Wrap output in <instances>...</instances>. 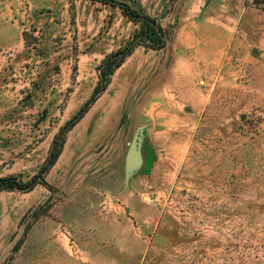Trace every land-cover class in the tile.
<instances>
[{"label": "rangeland", "instance_id": "obj_1", "mask_svg": "<svg viewBox=\"0 0 264 264\" xmlns=\"http://www.w3.org/2000/svg\"><path fill=\"white\" fill-rule=\"evenodd\" d=\"M115 1L166 46L136 48L68 128L138 25L0 0V179L29 182L66 131L47 186L0 192V264H264V0Z\"/></svg>", "mask_w": 264, "mask_h": 264}, {"label": "trees", "instance_id": "obj_2", "mask_svg": "<svg viewBox=\"0 0 264 264\" xmlns=\"http://www.w3.org/2000/svg\"><path fill=\"white\" fill-rule=\"evenodd\" d=\"M102 3L104 5H109L112 8H117L132 23L138 25V29L135 31L131 40L126 43V46L119 49L115 53H112L105 57V59L97 67L98 72V82L95 86L90 100L86 103L80 111L76 114L72 121L68 123V128L72 127L76 122H78L83 115L86 113L87 108L94 103L96 98H98L108 87L110 79L114 72L122 65L124 60L132 54V52L138 48L142 47L144 49L159 51L166 46L168 37L165 30L159 23V20L151 17L147 14L141 13L129 5L115 1V0H91ZM257 5L261 3L256 2ZM264 10V5H263ZM68 130V129H67ZM55 138L54 144L50 152V160L46 164L38 175L34 176L29 182L22 183L17 181L14 177H6L0 179V192L3 191H20V192H30L37 185L47 186L44 179L40 177L44 176L48 170L54 165L57 158L60 155L61 149L64 145L65 139L64 134Z\"/></svg>", "mask_w": 264, "mask_h": 264}, {"label": "water", "instance_id": "obj_3", "mask_svg": "<svg viewBox=\"0 0 264 264\" xmlns=\"http://www.w3.org/2000/svg\"><path fill=\"white\" fill-rule=\"evenodd\" d=\"M139 140V130L136 132L126 157V176L129 177L131 167L135 164L138 166H144V161L140 157H136L135 154H139L136 149L137 141Z\"/></svg>", "mask_w": 264, "mask_h": 264}]
</instances>
